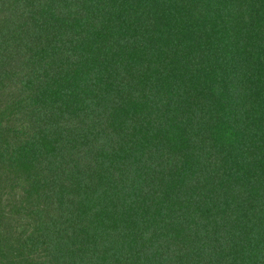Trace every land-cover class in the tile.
<instances>
[{"label":"trees","instance_id":"obj_1","mask_svg":"<svg viewBox=\"0 0 264 264\" xmlns=\"http://www.w3.org/2000/svg\"><path fill=\"white\" fill-rule=\"evenodd\" d=\"M0 264H264V0H0Z\"/></svg>","mask_w":264,"mask_h":264}]
</instances>
